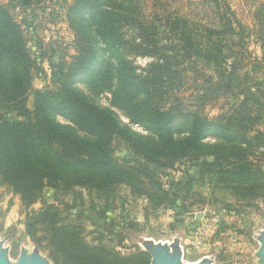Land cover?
<instances>
[{
  "label": "trees",
  "instance_id": "obj_1",
  "mask_svg": "<svg viewBox=\"0 0 264 264\" xmlns=\"http://www.w3.org/2000/svg\"><path fill=\"white\" fill-rule=\"evenodd\" d=\"M15 1L29 8L48 0ZM210 1L215 8L211 20L162 17L166 32L178 41L174 48L162 44L160 27L146 20L137 0H73L66 22L74 54L69 61H51L56 83L40 89L33 81L45 70L32 58L21 24L0 0V186L19 197L28 237L53 264H151L144 250L122 252L123 233H105L89 217L70 210L88 202L102 219L123 185L133 200H146V215L180 200L176 216L181 217L196 204L184 203L198 196L191 192L193 181L166 189L161 169L200 162V183L227 192L233 201L226 208L236 212L264 201V79L253 82L259 67L247 70L242 52L234 51L242 48L240 40L264 45V5L248 28L228 14L225 3ZM229 53L257 97L247 96L209 117L206 107L228 96L212 82L229 74ZM137 58L151 60L141 66ZM186 72L203 81L193 85L191 101L179 95L187 88ZM104 95L109 106L97 101ZM116 140L133 158L115 155ZM46 188L72 195V202L65 201L61 209L44 201ZM39 201L41 208L33 210ZM85 220L95 228L93 242L86 239ZM138 226L128 221L127 228Z\"/></svg>",
  "mask_w": 264,
  "mask_h": 264
},
{
  "label": "rangeland",
  "instance_id": "obj_2",
  "mask_svg": "<svg viewBox=\"0 0 264 264\" xmlns=\"http://www.w3.org/2000/svg\"><path fill=\"white\" fill-rule=\"evenodd\" d=\"M73 0H48L29 8L19 6L15 0H1L10 10L13 17L21 24L32 58L41 63L45 74H39L33 81L34 88H52L56 83V75L50 68V63L70 60L74 54V36L66 22V8ZM137 0L146 20L155 21L160 27L162 44H171L178 48V41L172 38L162 26V17L166 14H180L193 20L208 21L214 17L215 8L209 0ZM229 7L228 14L238 23L248 28L253 25V15L264 5V0H217ZM208 3V4H207ZM243 63L247 70L259 67L261 72L254 75L256 84L264 79V45L259 41L240 40ZM229 74L226 77L216 76L212 85L226 89L228 96L215 104L207 106L205 111L209 117L217 115L221 108H226L247 96L257 97L256 88L243 82L241 74L236 70L235 54L229 53ZM149 58H137L136 63L145 66ZM203 73H209L203 69ZM254 72V71H253ZM253 76L252 74H250ZM187 88L182 89L179 95L184 101H191L196 89L193 85L203 83L202 78H192L186 72ZM264 86V83L262 84ZM86 91L83 86H80ZM98 103L109 106V95L101 96ZM261 110L264 116V100H261ZM32 103V96L28 98V106ZM14 115V114H11ZM60 119V118H59ZM126 122L127 119L121 116ZM264 119V118H263ZM61 122L67 123L60 119ZM264 121V120H263ZM137 131L143 132L139 128ZM115 155L119 158L131 159L133 156L127 147L119 140L114 143ZM211 158V157H209ZM208 158V159H209ZM212 160V158H211ZM264 168V160L261 162ZM200 162L182 163L174 169L159 170V177L166 189L172 190L176 182L193 181L191 192L196 197H189L184 203L196 201L190 211L177 217L180 200L174 207L160 208L156 212L146 215V200H133L129 190L119 185L117 193L119 198L115 204L109 205L104 218H99L88 207V202L70 213L79 212L101 226L105 233L110 231L121 232L125 235V248L122 252L132 250H149L151 246L166 247L170 254L179 255L180 264H198L208 260L210 264H264L259 255L264 239V201H257L253 206L243 208L236 212L226 208L233 201L232 197L223 190L214 189L209 183L201 184L199 178ZM150 167L156 168L154 165ZM200 196V197H199ZM72 195H55L50 188H46L43 200L53 202L63 209V203L72 202ZM87 200V198H86ZM123 200H125L122 205ZM42 201L35 203L31 208L38 210ZM238 208V205H233ZM70 218H72L70 216ZM217 219V225L212 224ZM128 221H135L139 226L136 229L127 228ZM181 221V222H179ZM221 221V225H218ZM212 224V225H211ZM86 239L93 242L96 234L90 221H83ZM169 225L174 228L170 229ZM220 232L217 234V230ZM110 239V236L108 237ZM106 239V240H108ZM112 244V242H108ZM0 250L4 251L9 264H15L21 256L30 258L35 252V245L27 235L25 211L20 206L19 197L10 192L5 186H0ZM43 258L47 254L38 252Z\"/></svg>",
  "mask_w": 264,
  "mask_h": 264
},
{
  "label": "water",
  "instance_id": "obj_3",
  "mask_svg": "<svg viewBox=\"0 0 264 264\" xmlns=\"http://www.w3.org/2000/svg\"><path fill=\"white\" fill-rule=\"evenodd\" d=\"M211 161V158L208 159ZM262 246L259 251V255L264 260V239L262 240ZM40 250L35 247V252L30 258L27 256H21L15 264H53L48 257L43 258L39 255ZM151 256V264H180L179 255L170 254L166 247L162 246H151L149 250L145 249ZM0 264H9L4 251L0 250ZM198 264H210L208 260L202 261Z\"/></svg>",
  "mask_w": 264,
  "mask_h": 264
},
{
  "label": "built area",
  "instance_id": "obj_4",
  "mask_svg": "<svg viewBox=\"0 0 264 264\" xmlns=\"http://www.w3.org/2000/svg\"><path fill=\"white\" fill-rule=\"evenodd\" d=\"M216 221H217V219H212V222L211 223L214 224V225H217Z\"/></svg>",
  "mask_w": 264,
  "mask_h": 264
}]
</instances>
